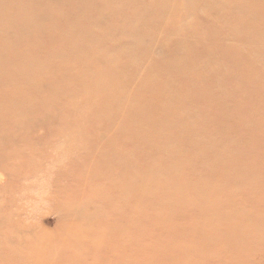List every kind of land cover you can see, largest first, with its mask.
I'll return each mask as SVG.
<instances>
[{"label": "rangeland", "instance_id": "obj_1", "mask_svg": "<svg viewBox=\"0 0 264 264\" xmlns=\"http://www.w3.org/2000/svg\"><path fill=\"white\" fill-rule=\"evenodd\" d=\"M0 1L5 5L13 4L12 10H14V13L18 12V17L21 19L25 16V19L22 20H25L30 25L36 23L33 18L38 14L44 15V18L52 16L51 6H46V4L41 5V7L35 6L36 8L29 10L33 14L31 16L30 13H20V11L25 10H15L19 0H12V3L8 0ZM47 1L60 5L59 10H88L97 16H101V18L107 14H112L113 16L105 20L107 31L102 33L89 24L88 29L90 31L88 30L86 37H82L84 40L80 39L81 43L78 40L79 43L77 41V43L53 47L57 53L62 50L67 52L73 50L77 55L66 56L69 58L66 65L68 70L64 71L66 76L60 78L62 79L60 82L63 84V89H60L59 92L55 91L49 81L45 79L49 73L30 79H22L18 74L14 75L16 78L12 76L15 79H11L6 74H0V110L5 111L4 116L0 113V137L4 135L12 137L13 134H17L15 137H18L17 141L0 142L1 157L4 155L0 159V236L5 241L16 240L17 242L15 244L16 247L13 246L12 248L0 242V244L4 245V248L0 250V264H5L3 262H8L6 264H21L24 258L28 263L30 260L33 261V259L35 261L41 259V262L38 261L37 264H47L49 261L46 259L49 254L52 258H57V264H59L58 261H60V264H157L162 253L164 258L170 260L169 264H172L176 258V250H180L178 258L181 261L179 264H264V242L262 245L260 243V246L255 245L257 240L264 238V220L260 216V212L264 209V151L261 145L248 146L254 138L262 135L260 132L261 127L256 122L261 119L262 124H264V111L261 113L258 111L259 108L264 107V92L259 94L255 91L248 92L247 87L242 86L243 78L236 77L237 82L235 83L230 80V85L228 80V77L234 73L241 75L242 71L239 70V67L243 69L245 65V63H238L235 57L241 55L239 52L252 51L251 48L254 47L242 39L239 42L234 40L232 48H227L225 45L218 43L215 45L208 44L210 40L213 43L219 40L218 37L228 34L227 30L221 29L220 26L215 29L216 31L212 30L214 19L218 20V18H215L218 12L228 14L227 18L230 16V19L233 18L234 21L238 17V27L240 29V27H243L244 21L241 20L238 14L240 12L243 13L242 10H244L246 18H243V16L242 19H247L250 26L256 27V25L251 24L249 17L253 15L252 17L255 18L254 10L258 15L264 16V0H184L185 7H177L178 9L172 6L146 3L149 0H144L143 2L135 0V5L131 0ZM190 2L192 5L189 4ZM130 4L132 10H149L146 17H150L149 14H152L150 10H154L155 14L159 13L160 10L168 11L166 14L170 15L171 18L166 19L164 17L165 20L164 18L162 19V22L168 28L176 25L175 21L178 18L175 15L178 16L179 12L185 19L187 18L185 24H181L182 26L178 28L179 33H191L195 36L194 32L192 33L193 27H195L198 29V36L203 39L202 41L207 42L205 43L207 46L199 47L190 41L188 42L186 38L185 42L181 44L178 39L182 48L181 53L172 49L167 54L165 49L162 50L163 47L157 49L150 44V47L155 49L136 54V50H141L140 45L129 44L131 42L126 41V39L135 34L139 37L155 36L158 35L157 30L159 29L151 24L142 26L140 23H133L135 18L141 17V12L133 14ZM213 13L214 19L211 20ZM73 20L74 23L72 24L78 28L82 27V25L86 26L85 21ZM101 21L104 23L103 19ZM13 23L16 24L17 21ZM3 25L5 24H0V42L4 40L5 43H10L11 40H5L6 36L4 34L11 28L4 26L3 30ZM261 25L256 27V30L253 29V32H264V22ZM100 27L103 31V25ZM46 29L47 31L45 32L39 26L33 25V33L36 36L48 35L52 31V29ZM61 32L64 33V31ZM167 32H164L165 35L168 34ZM248 32L249 29L245 33L248 34ZM79 34L77 33L76 36ZM16 35L13 38H16ZM174 35L172 34L173 40H175ZM45 36H42L43 39L47 38ZM20 37L21 39L17 36L19 42L12 45L18 46L22 41L28 51L33 49V46H29L34 37L31 32L26 36ZM91 39L97 40L96 42L102 45L95 46L89 53L93 56L94 54L103 56L107 61L102 64L103 66L100 65L99 67L98 65L95 67L98 71L96 75H94V67L87 69L94 70L91 72L93 75H91L85 72L86 68L78 64L83 60L79 50H87V43H91ZM53 40L47 38L44 43H48L46 45L52 47ZM201 50H205L206 54L201 55L199 53ZM163 55L165 57H161ZM260 57L264 60V53L261 52ZM154 58H159L160 66H166L171 61H174L172 70L179 59L182 62L192 63L194 65L190 66V68L193 72L187 66L181 67V80L176 72H171V69L167 73L162 71L165 72L164 74L156 70H141L138 72L127 69L128 72L138 73L139 78L142 77L140 82H154L155 84L146 83L145 87L141 83L129 82V85H127L123 79V82L121 79H117L119 83L115 81V83L117 82V85H115L118 88L124 87L121 88L123 92L121 89L116 91L118 88L116 89L112 84V87L111 85L109 87L108 85L111 81L108 80L107 84L103 82L104 80L102 81L101 79V82L99 80L102 77L103 79L110 76L115 78L114 75L115 73H120V68H133L131 65L135 64L134 61L141 59V62H148L149 60L154 62ZM39 59L33 62L36 65L41 63L40 66L41 68L42 66L43 68L45 67L44 70H54L61 65L66 67L65 64H60L61 61L58 58L51 59L47 56H39ZM212 60L215 63L218 61L223 70L219 69L217 71L212 66ZM92 61L96 63V60L90 59L91 63ZM110 61L113 64L112 66H115V69L111 68ZM90 62L87 63L88 66H90ZM22 65L30 66L31 64L29 61H23ZM78 67L79 71L77 70ZM109 68L114 69L115 73L112 75L114 70H111L109 73L111 75L105 77L104 75ZM92 76L99 78L97 80ZM205 76L207 78L206 82L203 81ZM69 77L70 79H68ZM91 77L95 79L96 84L92 82ZM149 80L152 81L150 82ZM173 82H175L176 87L173 88L174 91L167 90V88L174 86ZM35 83H37V87L40 90L48 91L51 96H57L55 110H50L52 116L55 117L54 119L51 118L46 122H42V116L37 115L36 111L43 108L44 105L27 103V95L34 89L32 85ZM164 83L165 85H163ZM94 84L99 88L97 89L99 92L94 90L96 95L92 96L93 89L97 88ZM118 84L124 85L119 86ZM135 84H138L140 89H137L138 86H135ZM166 84H168L167 88ZM197 84L210 86L207 87L210 99L194 97V95L190 99V95L199 89ZM18 85L20 88L27 89L22 93L20 90L14 93L13 89L19 88ZM103 85L105 86L102 87ZM82 86H85L84 89ZM87 86L90 90L86 88ZM155 86L160 88L161 91L164 88L163 93H157L154 90ZM181 87L182 89H180ZM259 87L260 83L258 82L256 88L258 89ZM102 88L107 90L108 96L106 91L103 92ZM134 88L137 90H133ZM146 88L149 90L147 91ZM225 89L226 94L221 96ZM110 90L111 92H109ZM150 91L151 93H149ZM170 92L176 97L175 106L165 105L168 98L165 94ZM72 93L77 95L78 101L75 102L76 106L73 110L70 109L72 108L70 106H63L61 102L62 94L63 96L67 94L71 96ZM110 93L115 96L114 98L120 99H118L119 101L116 100L118 101L116 102L112 98L116 106L112 100H110L112 104L108 105V102L110 103L109 99L113 97L112 95L109 97ZM143 94L144 97L148 96V99L144 98L145 101L142 100ZM98 95L99 97L102 95L101 98L105 96L106 99L104 97L98 103ZM149 95H151L150 98ZM242 97L246 108L255 107L253 112H248L244 115L243 104L238 101ZM186 99L188 100L185 101ZM121 101L122 103L120 104ZM16 102L19 104V109H16ZM146 102H150V104ZM52 103L55 104V101ZM119 105H121L120 110L116 108H119ZM221 106L223 108H220ZM106 107L112 108L107 109ZM125 107L132 110L128 108L127 110ZM133 108L138 109L134 110ZM15 109L19 115H27L29 119L22 120L18 118L16 115L17 111L14 114ZM106 109L108 112L105 111ZM116 109L122 113L116 117L115 123ZM126 110L128 111L127 116H132L130 114H133V117L135 116L133 122L128 125L130 127L131 125H133L132 127L137 126L133 130L130 129L131 131H137L138 134L137 136L135 135L136 141L133 139L131 141L129 139V141L125 140L122 138V130L121 132L119 131L120 129L118 130L119 127L126 129L120 122L124 116L123 112H127ZM92 112L94 113L92 114ZM107 113L109 115L113 114L108 116ZM250 114L255 116L250 117ZM13 115L16 116L17 121L13 119ZM240 115L243 122L232 126V122L241 118ZM226 119L228 123L223 125L222 121ZM82 125H85V127L79 129L78 126ZM248 131H256V133L253 134ZM142 138L146 139L141 140ZM167 146L171 147V149H167ZM187 148H194L195 153H191V155L186 153L188 151ZM173 151H176V155ZM169 152L173 154V157ZM187 155L189 156L187 157ZM177 165L181 168H177ZM162 166L164 167L162 168ZM173 166L177 168L174 170L185 171L183 177L187 176L188 182H198L200 187L204 186L200 192L199 200H192V196L185 197V195L180 194L176 196L179 199L175 201L166 200L167 202H164L154 198L158 201L157 203L151 196H148V190L146 191L147 195L143 192L147 188H151L150 186H145V190H143L138 186L140 182L137 185L132 183V181L137 182L139 179L151 174H158L161 178L157 175L156 179L159 180L168 179L176 182L177 180L173 175L168 173L170 171L168 168H174ZM155 169H158L157 172ZM165 170L168 171L165 172ZM190 173H196V175L189 176ZM180 180L181 178L178 181ZM250 182L253 183L251 184ZM185 183V179L180 181V184ZM190 184L193 183L190 182ZM137 187H139L138 190L140 192L136 191ZM128 189L134 192H130ZM187 193L185 192L186 195H189L190 191ZM233 195L238 196V198H234ZM242 196L246 198L242 199ZM163 198L166 199V196L163 195ZM159 201H161L160 204ZM178 201L183 203L187 201V203L183 206L180 205L176 220H173L177 228L176 235L173 237L175 229L174 226H171L172 221L170 222L167 218V208L165 209L167 224L162 222L165 220L161 214L164 206L171 207ZM179 203L176 208H178ZM83 206L84 209L82 210ZM69 207L71 208L69 209ZM72 207L76 208L74 212L71 211ZM201 209L204 212L199 213ZM244 217L249 218V221L254 223L255 226L242 225L240 228L235 229L233 226L236 224L237 219H245ZM2 218L6 220L4 225L1 224ZM255 220L256 222H254ZM213 221L216 222L213 223ZM258 224L262 226L263 233L259 231ZM29 225L33 226L34 231L28 234L20 232L18 237V229L26 228ZM160 225H167V230L163 231L160 229ZM170 229H172L171 232ZM187 236H191L193 240H198L201 237L199 240L204 241L200 242L201 245L198 243L195 246L192 241H188ZM71 238H73V241ZM74 238H77L76 241ZM40 240L42 242L51 240L50 243L55 246L51 247L52 250L43 248L40 246ZM60 241L66 243L69 241L72 244L69 242L65 243V247L63 244L61 245L62 242ZM241 241L247 245L240 247ZM56 243H58V248ZM89 244L91 245L89 246ZM60 246L63 248H60ZM61 249H64L63 252H61ZM76 250H78V253ZM57 252H59V255ZM95 252L98 254L96 257L94 255L96 254ZM155 253H158V255H155ZM76 255L78 257L83 255L85 259L79 261L76 259L78 258ZM37 258L38 260H36ZM60 258L64 259L60 260ZM160 264H164V262Z\"/></svg>", "mask_w": 264, "mask_h": 264}, {"label": "bare ground", "instance_id": "obj_2", "mask_svg": "<svg viewBox=\"0 0 264 264\" xmlns=\"http://www.w3.org/2000/svg\"><path fill=\"white\" fill-rule=\"evenodd\" d=\"M10 3H12V0H8ZM132 2H133V4L135 5V0H131ZM140 2H143L144 0H139ZM185 1L183 0V1H179V0H149V1H147L146 3H148V4H150V3H152V4H159V5H162V6H172L173 8H175V9H178L177 7H179V8H181V7H185V3H184ZM43 4H46V6H51V10H52V16H50V17H45L44 18V15L42 16L41 14H38V15H36V16H34V18L33 19H35V21H36V23L35 24H33L34 26L36 25V26H39L40 27V29H42V30H44L45 32L47 31V29L46 28H48V29H52V31L50 32V33H48V35L47 34H45V35H42V36H45V37H47L48 39H50V40H53V45H52V47L51 46H48V45H46V44H48V43H44V41H46L47 40V38L46 39H43V37L41 36V35H38V36H36L34 33H33V25H30V24H28V22H25V20L23 21L22 19H25L24 17L25 16H23L22 17V19L21 18H19L18 17V15H19V13L18 12H15L14 13V10H12V8H13V4H10V5H5V4H3L1 1H0V24L1 23H4L5 25H3L2 26V29L4 30V26L6 27V26H9L10 28H11V30H9L7 33H5L4 35L6 36V38H5V40H11L10 41V43H5V41L4 40H1V42H0V74H6V75H8L9 77H11V79H15L16 77L14 76V75H16V74H18L22 79L24 78V79H30V78H36V77H40V76H42V75H44L45 73H49L48 75H47V77L45 78L46 80H48L49 81V83L51 84V87L55 90V91H60V89L62 90L63 89V84L60 82V80H62V79H60V78H62V77H64V76H66V71L68 70V68H67V62L69 61V58H67L66 56L67 55H76V52L75 51H69V52H67V51H60L59 53H57V52H55L54 51V49H53V47L55 46V47H58V46H60V45H62V44H71V43H77V41L78 40H80L82 37H86V35H88V30L90 31V29H88V27H89V24H91V26L94 28V29H98V30H100L102 33L104 32V31H107L106 29V19H108V18H111L113 15L112 14H107L106 16H104V17H102L101 18V16H97L96 14H93V13H91L90 11H88V10H59L60 9V5H58V4H56V3H49L47 0H19V3H17V8L15 9V10H25V11H20V13H30V15L32 16L33 14L31 13V12H29V10H31L32 8H34L35 6H40L41 7V5H43ZM189 4H191L192 5V3L190 2ZM188 4V5H189ZM45 6V5H44ZM36 8V7H35ZM130 9H131V11H132V13L133 14H137V13H139V12H141V17H137V18H135L134 20H133V23H140L142 26L143 25H152V26H154V27H156L157 29H159V30H157V34L158 35H155V36H143V37H139L137 34H135V35H133V36H131V37H129V38H127L126 39V41H128V42H131V43H129V44H139L140 45V47H141V50H136L135 52H136V54H141V52H143V53H145L146 51H148V50H151V49H155V48H162V50L163 49H165L166 51L165 52H167V54H169L168 53V51L169 50H172V49H174V50H176L177 52H179V53H181L182 52V48L180 47V44L182 43V42H185V40H186V38H187V41L189 42H192L194 45H198L199 47H206L207 46V44H205V43H207V42H205V41H202L203 39L202 38H200V36H198V29L197 28H195V27H193V30H192V33L194 32V34H195V36H193L191 33H179L180 31H178L179 29V27H181L182 25L181 24H185V22H186V20H187V18L185 19V17H183L182 16V14H180L179 12H178V16H176L175 15V17L176 18H178L176 21H175V26L174 27H167V25H165L164 24V22H162L163 20V18L165 17L166 19H169V18H171V16L170 15H168V14H166L167 12H164L163 10H160V12L159 13H157V14H155L154 13V10H150L151 12H152V14H149V16L150 17H146V14L148 15V11L149 10H145V11H142V10H132V6H131V4H130ZM27 10V11H26ZM34 11V10H33ZM155 11H157V10H155ZM178 11V10H177ZM243 11V13L242 12H240V14H238L239 16H240V18H241V20H243L244 21V23H243V27H240V29H239V27H238V17L235 19V21L233 20V18H231L230 19V16H229V18H227V16H228V14H225V13H217V15H215V18H218V20H216V19H214L213 18V16H214V13H213V15H211V20L212 19H214V22H213V25H212V30H215V29H217L219 26H220V28L222 29H224V30H227V32H228V34H221L222 36H220V37H218L219 38V40L218 41H215V42H213L212 43V40H210V42L208 43V44H212V45H215V44H222V45H225L227 48L229 47V48H232V44H233V41L234 40H236V41H238L239 42V40L240 39H242V40H245L246 42H249V44L250 45H253L252 47H254V48H251L252 49V51L251 50H247V51H245V52H239V53H241V55H243L242 57H240L241 55H237L236 57H235V59H237L236 61L238 62V63H245V65H244V67H243V69L242 68H240L239 67V70L240 71H242V74L240 75V74H238V73H234L232 76H230V77H228V80H229V85H230V80H231V82L232 83H235V82H237V79H236V77H239V78H243V82H242V86H245V87H247L246 89L247 90H249L248 92H250V91H255L257 94H259V93H261V92H264V60H262V57H260L261 56V52L262 53H264V32H256L255 31V33L253 32V29H255L256 30V27H258V26H260L261 25V23L262 22H264V16L263 15H258L257 13H255V10L253 11L254 12V16H255V18L254 17H252V16H250L249 18H250V20H251V24L252 25H256V27H252V26H250V24L247 22V19H242V17L243 18H246V16H245V14L244 13H246V12H244V10H242ZM148 12V13H147ZM150 12V13H151ZM174 12V11H173ZM27 15V14H26ZM152 15V16H151ZM168 15V16H167ZM181 16V17H180ZM249 16V15H248ZM165 18H164V20H165ZM26 19H27V17H26ZM73 19H75V20H79V21H85L86 22V26L84 27L83 25H82V27H80V28H78V27H76L75 25H73L72 23H74V20ZM104 20V23H102V21L101 20ZM17 21V25L15 24V23H13V22H16ZM168 21H170V20H168ZM168 21H166V22H168ZM183 21H184V23H183ZM71 23V24H70ZM211 23V22H210ZM246 24V25H245ZM102 26L103 25V31H102V28L100 27V26ZM17 26H18V28H17ZM262 26V25H261ZM17 28V30H15ZM6 29V28H5ZM168 29H170V31H168ZM249 29V32H248V34H246L245 32L247 31ZM7 30V29H6ZM211 30V31H212ZM61 31H64V33L63 32H61ZM158 31H160L159 33H158ZM168 31V32H167ZM216 31V30H215ZM29 32H31L33 35H34V37H33V39L31 40V42H30V44H29V46L30 47H32L33 46V49H31L30 51H28L26 48H25V44L21 41V43H20V45H18V46H16V45H12V44H14V43H17V42H19V39H21V37L20 36H26L27 34H29ZM79 32H81L80 34H79ZM164 32H167L168 34H166L165 35V33ZM16 33H17V35H16ZM79 34L78 36H76V34ZM175 33H177V34H175ZM179 33V34H178ZM172 34L174 35V38H175V40H173V38H172ZM14 35H16L15 37L16 38H13V36ZM50 35V36H49ZM17 36H18V38H17ZM91 37H92V35H91ZM195 37V38H194ZM94 38V37H93ZM97 38V37H96ZM99 38V37H98ZM162 38H164V39H162ZM214 38V37H213ZM178 39H179V41H181L180 42V44H179V42H178ZM200 39V40H199ZM82 40H84L83 38H82ZM28 41H30V40H28ZM97 40H93V39H91V43L89 42V44L87 43V42H85V43H87V45H88V47H89V45H90V47H89V49H88V47H86L87 48V50H79L80 52H81V58H83V60L80 62V63H78L79 65L81 64V66H83L84 68H86V70H85V72L88 74V73H90L91 74V72L92 71H94V70H87L88 68L90 69L91 67L93 68L94 67V69H95V67L96 66H98L99 65V67H100V65L101 66H103L102 64L103 63H105V62H107L105 59H104V57L103 56H97V55H95L94 54V56L93 55H91L89 52L91 51V50H93V48H95V46H101L102 44L101 43H97L96 42ZM49 42V41H48ZM109 42V41H108ZM78 43H79V41H78ZM80 43H81V40H80ZM111 43V42H110ZM49 44H50V42H49ZM150 44H152L155 48H151L150 47ZM11 45V46H10ZM105 45V44H104ZM185 45V44H184ZM183 45V46H184ZM194 45H192V46H194ZM263 45V46H262ZM77 46V45H76ZM71 47V46H70ZM84 47V46H83ZM103 47H105V46H103ZM126 47V46H125ZM80 49V48H79ZM57 53V54H56ZM199 53L201 54V55H204V54H206V51L205 50H201V51H199ZM80 54V53H79ZM166 55V54H165ZM178 55V54H177ZM39 56L40 57H44V56H47L48 58H51V59H54V58H58V60L59 61H61L60 62V64H65V66L66 67H63L62 65L60 66V67H58V68H56V69H50V70H44V68H43V66H42V68H41V66H40V64H37V65H39V66H37L36 64H34V60H36V59H39ZM77 56V55H76ZM97 56V57H96ZM94 57H96L95 59H94ZM161 57H165L164 55L163 56H161ZM260 57V58H259ZM74 59V58H73ZM90 59L92 60H96V63L94 62L93 63V61H92V63L90 62ZM179 59V58H178ZM40 60V59H39ZM57 60V59H56ZM55 60V61H56ZM224 60H226V59H224ZM23 61H29L30 62V66H26V65H22V62ZM34 61V62H33ZM41 61V60H40ZM162 62H164L163 60H161ZM32 62H33V64H32ZM42 62V61H41ZM88 62H90L91 64H89L90 66H88ZM161 62V63H162ZM174 62V61H173ZM173 62L171 61L168 65H164V66H160L159 65V58H154V62H152L151 60H149L148 62H146V61H142L141 62V59L140 60H138V61H134V63L135 64H132L131 66L133 67V68H130V67H123V68H120L119 70H121L120 71V73H115V66L113 67L112 65L113 64H111V61H110V64H111V66H110V64H109V66L111 67V68H114L113 70L112 69H110L109 68V70L107 71V73H105V77H107V75H111V74H109L110 72H111V70L113 71L112 72V75H113V73H115V78L113 77V76H110L109 78L107 77V78H105V79H103V77L102 78H100L99 80H100V82H101V79H102V81L103 82H109V81H111L110 82V84L108 85L109 87H110V85L112 84V85H114L115 86V88L117 89L118 88V86H116L117 84V82H118V80H120L121 79V81H122V79L124 80V83L126 82V84L127 85H129V82H135V83H141V85H144L145 87H146V85L149 83V82H140L141 80L140 79H142V77H140L139 78V75H138V73H134V72H128L127 71V69H129V70H131V71H138V72H140L141 70H150V71H154V70H156V71H161V73L162 74H164L165 72H162V71H166V73H167V71L169 70V69H171V68H173V66H172V64H173ZM191 62V61H190ZM37 63V62H36ZM77 64V65H78ZM86 64V65H85ZM115 64V63H114ZM163 64V63H162ZM55 65V64H54ZM74 65V64H73ZM192 65H194V64H192V63H189V62H182V61H180V59L179 60H177L176 61V63H175V68L171 71L172 73H173V71L174 72H176L177 73V76H178V78H180L181 79V67H185V66H187L191 71H192V69L190 68V66H192ZM200 65V64H199ZM49 66H51V65H49ZM108 66V67H109ZM151 66V67H150ZM195 66H197V65H195ZM212 66L217 70V71H219V69L222 71L223 70V68L219 65V63H218V61H216V63L214 62V60H212ZM243 66V65H242ZM75 67V66H74ZM71 69V68H70ZM81 69V68H80ZM75 70H76V68H75ZM78 71H79V67H78V69H77ZM76 70V71H77ZM84 70V69H83ZM65 71V72H64ZM73 72V71H72ZM96 72L98 73V71H97V68L95 69V72H94V75H96ZM99 72H101V71H99ZM103 72H105V71H103ZM193 72V71H192ZM80 73V72H79ZM102 73V72H101ZM131 73V74H130ZM74 74H75V72H74ZM77 74H78V72H77ZM83 74L86 76V74L83 72ZM104 74V73H103ZM156 74H158V73H156ZM91 75H93V74H91ZM90 75V76H91ZM167 75V74H166ZM12 76H14L15 78H13ZM85 76H83V77H85ZM90 76H88V77H90ZM98 76V75H97ZM99 76H100V74H99ZM163 76V75H162ZM43 77H45V76H43ZM74 77V76H73ZM75 77H78V76H75ZM82 77V78H83ZM92 77H94V76H92ZM92 77H91V79H92ZM192 77V76H191ZM71 78H72V76H71ZM87 78V77H86ZM95 78V77H94ZM97 78H99V77H96L95 79H97ZM145 78V77H144ZM164 78V77H163ZM167 78V77H166ZM188 78V77H187ZM68 79H70V77L68 78ZM95 79H92V80H90V81H92L93 83L95 82V84H96V81H94ZM116 79V80H115ZM118 79V80H117ZM150 79V78H149ZM160 79H161V77H160ZM179 79V80H180ZM192 79L193 80H195V78H193L192 77ZM67 80V79H66ZM74 80V79H73ZM83 80V79H82ZM98 80V79H97ZM109 80V81H108ZM148 80V79H147ZM155 80L158 82V80L155 78ZM182 80V79H181ZM77 81H79V79H77ZM83 81H85V80H83ZM82 81V82H83ZM115 81H117L116 83H115ZM120 81V82H121ZM150 81V80H149ZM152 81V80H151ZM150 81V82H151ZM161 81V80H160ZM159 81V82H160ZM163 81V80H162ZM187 81V80H186ZM204 82H206L207 81V78H206V76H205V78H204V80H203ZM27 82H29V81H27ZM74 82V81H73ZM99 82V83H100ZM123 82V81H122ZM183 82V81H182ZM260 83V87L257 89L256 88V84L257 83ZM69 83V82H68ZM119 83V82H118ZM152 83H154V82H152ZM152 83H149L150 85H153ZM162 83V82H161ZM160 83V84H161ZM175 82H173V84H174ZM192 83V82H191ZM195 83V82H194ZM196 83H197V81H196ZM30 84H31V82H30ZM88 84H90V83H88ZM94 84V85H95ZM97 84H98V82H97ZM102 84H105V83H102ZM108 84V83H107ZM107 84H105V85H107ZM116 84V85H115ZM146 84V85H145ZM155 84V83H154ZM70 85V84H69ZM78 85V84H77ZM82 85V84H81ZM80 85V86H81ZM84 85V84H83ZM85 85H86V83H85ZM91 85V84H90ZM105 85H103L102 87H104ZM112 85H111V87H112ZM119 85V84H118ZM122 86L124 85V84H121ZM121 85H119V86H121ZM140 85V84H139ZM163 85H165V83L163 84ZM163 85H161V86H163ZM167 85L168 84H166V88H167ZM186 85V84H185ZM191 85V84H190ZM198 85V87H199V89L196 91V92H194L193 94H191L190 95V99L192 98V96L194 95V97H199V98H203V97H205V98H208V99H210L209 98V89H207V87H210V86H208V85H206V84H202V85H199V84H197ZM29 86V85H28ZM68 86V85H67ZM72 86H73V84H72ZM89 86V85H88ZM86 87V88H89V87ZM96 86V85H95ZM108 86H106V87H108ZM135 86H138V84H135ZM149 86V85H148ZM171 86V85H170ZM169 86V87H170ZM179 86H180V84H179ZM196 86V85H195ZM18 87H19V85H18ZM32 87L34 88V89H32L29 93H28V95H27V103H29V104H35V103H38V104H43L44 105V107L43 108H40V109H37V111H36V114L38 115L39 114V116H42V118L43 119H41L42 120V122H46L47 120H49V119H54L55 117H53L52 116V113H51V111L50 110H52V109H54L55 110V107H56V105H57V96H51L50 95V93L48 92V91H42V90H40L38 87H37V83H35V84H33L32 85ZM83 87V86H82ZM85 87V86H84ZM84 87H83V89H84ZM97 87V86H96ZM98 87H99V84H98ZM94 88L93 89V91L94 90H96L97 91V89H99V88ZM139 87V86H138ZM137 87V89H140V87L138 88ZM156 87V86H155ZM154 87V90L157 92V93H163L162 91H164V88H163V90L161 91V89L160 88H158V87H156L155 88ZM175 87V84H174V86H171L170 88H167V90H172V91H174L173 90V88ZM178 87V86H177ZM205 87H206V89H205ZM16 88V87H15ZM20 88V87H19ZM19 88H16V89H13V92L15 93V92H17V91H21V93L22 92H24V90H26L27 88H23V87H21L20 89ZM78 88V87H77ZM76 88V89H77ZM121 88H124V87H121ZM121 88H118V90H116V91H119V89H121ZM136 88V87H135ZM133 89V90H137V89ZM142 88V87H141ZM148 88V87H147ZM147 88H146V90H147ZM176 88V87H175ZM179 88V87H178ZM177 88V89H178ZM70 89H71V87H70ZM80 89V88H79ZM101 89V88H100ZM106 89H109V88H106ZM111 89V88H110ZM145 89V88H144ZM152 89V88H151ZM180 89H182V87L180 88ZM205 89V90H204ZM89 90H90V88H89ZM102 90H103V92L104 91H106V93H107V90H104L103 88H102ZM112 90V89H111ZM111 90L109 91V92H111ZM123 89H121V91H122ZM149 90V89H148ZM147 90V91H148ZM169 90V91H170ZM176 90V89H175ZM184 90V92H185V88L183 89ZM78 91V90H77ZM80 91V90H79ZM84 91V90H83ZM92 91V90H91ZM112 91H114V90H112ZM124 91H125V89H124ZM152 91V90H151ZM151 91L149 92V93H151ZM154 91V92H155ZM67 92V91H66ZM81 92V91H80ZM97 92H99V91H97ZM101 93H102V91H100ZM123 92V91H122ZM125 92H127V91H125ZM180 92V91H179ZM63 93H64V91H63ZM68 93H69V91H68ZM92 93V92H91ZM95 93V91L92 93V96L93 95H96V94H94ZM129 93V92H128ZM133 93V92H132ZM187 93V92H186ZM245 93H246V90H245ZM8 94V93H7ZM60 94V93H59ZM88 94H90V93H88ZM98 94H100V93H98ZM103 94V93H102ZM135 94V93H134ZM153 94V93H152ZM155 94V93H154ZM182 94V93H181ZM184 94V93H183ZM226 94V89H225V91H224V93H222L221 94V96H223V95H225ZM110 96L109 97H111V93L109 94ZM211 95V94H210ZM74 96V97H73ZM85 96L87 97V95L85 94ZM107 96H108V93H107ZM113 96V95H112ZM133 96V95H132ZM150 96L151 95H149V98H150ZM165 96H168V98H167V100H166V102H165V105L167 106H175L176 105V97H174L173 95H172V93L170 92V93H168V94H165ZM212 96V95H211ZM96 97V96H95ZM101 97H102V95H101ZM101 97H99V95H98V100L96 99V98H93V99H96L97 101H98V103L99 102H101V101H99V100H101V99H103V98H101ZM115 96H113V97H111V99H109V101L110 100H112L113 101V103H115V101L116 100H118L119 98H114ZM134 97V96H133ZM188 97V96H187ZM43 98V99H42ZM115 99V101L113 100V99ZM140 98V97H139ZM144 98H147L148 99V96L147 97H144V94H143V98H142V100H144ZM189 98V97H188ZM105 99H106V97H105ZM141 99V98H140ZM120 100V99H119ZM118 100V101H119ZM137 100V99H136ZM151 100H152V97H151ZM151 100H146V101H151ZM188 99H186L185 101H187ZM53 101H55V104L54 103H52ZM81 101V100H80ZM96 101V102H97ZM112 101H110V103L108 102V105H111L112 104ZM118 101H116V102H118ZM124 101V100H123ZM145 101V100H144ZM143 101V102H144ZM164 101H165V99H164ZM241 104H243V113H244V115L246 114V113H248V112H253L254 110H255V107H248V108H246L245 107V105H244V103H243V97H242V99H239L238 100ZM61 102L63 103V106H70V107H72V108H70V109H74L75 108V106H76V104H75V102H78L77 101V95L75 94V93H72L71 94V96L69 95V94H67L66 96H63V94H62V99H61ZM138 102H139V100H138ZM153 102H154V100H153ZM122 103V101L120 102V104ZM133 103V102H132ZM135 103V102H134ZM142 103V102H141ZM147 103V102H146ZM125 104V103H124ZM144 104H145V102H144ZM147 104H150V102H148ZM163 105V104H162ZM74 106V107H73ZM115 106H116V103H115ZM139 106V105H138ZM164 106V105H163ZM79 107V106H78ZM108 107V106H107ZM106 107V108H107ZM113 107H114V105H113ZM120 107H121V105H119V108L118 107H116L117 109H119L120 110ZM143 107V106H142ZM165 107V106H164ZM19 109V104H18V102H16V109ZM109 108H112V107H109ZM109 108H107V109H109ZM128 107H125V109H127ZM135 108V107H134ZM133 108V109H134ZM200 108H202V107H200ZM220 108H223V106H221ZM15 109V111H14V114L16 113V110ZM81 109V108H80ZM105 110V111H107L108 112V110ZM114 109V108H113ZM112 109V110H113ZM115 110V123H116V117H118V115L120 114V113H122V112H118V110ZM129 110L131 109V108H128ZM127 109V110H128ZM136 109H138V108H136ZM136 109H134V110H136ZM126 110V111H127ZM132 110V109H131ZM140 110H142V108H140ZM102 111H104L103 109H102ZM109 111H111V110H109ZM123 111V110H122ZM138 111V110H137ZM258 111L261 113V112H263L264 111V107H262V108H259L258 109ZM112 112V111H111ZM110 112V113H111ZM131 113H132V111H130ZM143 112H145V111H143ZM142 112V113H143ZM0 113L1 114H3L2 116H4V114H5V111H3V110H0ZM94 112H92V114H93ZM96 113V112H95ZM127 113H128V111L127 112H123V114H124V116L121 118V120H120V122H122V126L124 127V128H126V129H121L120 127L118 128V130L121 132V130H122V138H124L125 140H134V141H136L135 140V135L137 136V131H131L130 129H135V128H137V126L136 127H132L133 125H131V127H130V125H128V124H131V122H133V119H135V116L133 117V114H130V115H132V116H127ZM41 114V115H40ZM108 114V113H107ZM113 114V113H112ZM111 114V115H112ZM122 114V115H123ZM16 115H17V117L18 118H20V119H22V120H28L29 119V117L27 116V115H19V113H18V111H17V113H16ZM96 115V114H95ZM111 115H109L108 114V116H111ZM129 115V114H128ZM134 115H135V113H134ZM14 117H13V119L15 120V121H17V119H16V116L15 115H13ZM38 116V117H39ZM105 116H107V115H105ZM241 116V115H240ZM250 117H253V116H255V115H253V114H250L249 115ZM150 118V117H149ZM1 120H3V118H1ZM40 120V121H41ZM130 122V123H129ZM223 122V125H226V123H228V120L226 119V120H224V121H222ZM241 122H243V119H242V116H241V118H239L237 121H235V122H232V126H235L237 123H241ZM41 123V122H40ZM256 123H258L257 125H259L260 127H261V130H260V132L262 133V135L260 136V137H257V138H254L253 140H252V142H251V144L249 143L248 144V146H252V147H254V146H259V145H261V147H262V149H263V151H264V124H262V120L261 119H259L258 120V122H256ZM37 126V125H36ZM129 126V127H128ZM3 127H4V123H3ZM85 127V125H82V126H78V128L79 129H83ZM116 130V129H115ZM137 130V129H136ZM245 132H247V131H245ZM248 132H251V133H256V131H248ZM17 135V134H16ZM16 135H12V137H10V135H4V136H2V137H0V142H9V141H11L12 142V140H14V141H17L18 140V137H15ZM248 135L250 136V134L248 133ZM134 137V138H133ZM149 137V136H148ZM143 139H146V138H142L141 140H143ZM124 140V141H125ZM128 140V141H129ZM148 141V140H147ZM133 142V141H132ZM144 142V141H143ZM146 143V142H145ZM8 144H10V143H8ZM166 148V147H165ZM169 147L167 146V149H168ZM163 149V148H162ZM169 149H171V147L169 148ZM188 149V151H186V153H190V155H191V153H195V150H194V148H187ZM165 150V149H164ZM255 150V149H254ZM163 151V150H162ZM171 151V150H170ZM174 152V154H175V152L176 151H173ZM169 154H170V152H169ZM170 155H172V157H173V154L171 153ZM176 155V154H175ZM178 155H180V154H178ZM189 155H187V157H188ZM4 157V155H2V157H1V154H0V159L1 158H3ZM181 158H183V157H181ZM176 159V158H175ZM189 159V158H188ZM192 159V158H191ZM177 160V159H176ZM180 161V160H179ZM165 164H167V163H165ZM169 165V164H168ZM194 165V164H193ZM165 166V165H164ZM164 166H162V168L164 167ZM169 167V166H168ZM174 167V166H173ZM179 166L177 165V168H178ZM176 167H174V168H168V169H170V171H168V170H165V172L166 171H168V173L170 174V175H173V177L178 181L180 178H181V180L182 179H185L186 180V183L185 184H180V181H176V182H173V181H169L168 179H166V180H159V179H156L158 176L157 175H150V176H146V177H143V179H139V181H137V182H135V181H132V183H136L135 185H137L139 182V187L140 188H142L143 190H145L144 189V187L145 186H150L151 188H147L145 191H143V192H145L144 194L145 195H147V193H148V196L150 197H152V199L154 200V201H157V200H155L154 198H157V199H159V200H162V201H166V200H172V201H175V200H178L179 199V197H176V196H178V195H180V194H182V195H185V197L186 196H192L191 198H192V200H199V197H200V192L202 191V188H204V186L202 185L201 187L199 186L200 184L198 183V182H193V181H189L188 182V177L187 176H185V177H183L184 175H185V171H182V170H174V169H177ZM179 168H181V167H179ZM157 170L158 169H155V171L157 172ZM164 170V169H163ZM185 170V169H184ZM59 172V171H58ZM155 172V173H156ZM194 172H196V171H194ZM2 173V172H1ZM198 173V172H197ZM190 175H196V173H190L189 174V176ZM233 175V174H232ZM160 177V176H159ZM183 177V178H182ZM240 177V176H239ZM239 177H236V178H239ZM161 178V177H160ZM165 178H167L166 176H165ZM169 178V177H168ZM190 178V177H189ZM195 178V177H194ZM264 178V177H263ZM170 179V178H169ZM192 179V178H191ZM171 180V179H170ZM196 181V180H195ZM225 181V180H224ZM264 181V180H263ZM190 182L191 183H193V184H190ZM95 183V182H94ZM251 183V182H250ZM253 183V182H252ZM251 183V184H252ZM199 184V185H198ZM255 184V183H254ZM132 185V184H131ZM256 185V184H255ZM262 185V184H261ZM134 186V185H133ZM154 186H156V188H154ZM243 186V185H242ZM259 186V185H258ZM135 187V186H134ZM139 187H137V190L136 191H138V192H140L139 190H138V188ZM72 190V189H71ZM129 190V189H128ZM134 190V189H133ZM148 190V191H147ZM259 190V189H258ZM60 191V190H59ZM130 192H134V191H132V190H129ZM141 191V192H142ZM146 191H147V193H146ZM189 191H190V194L189 195H186L185 194V192H188L189 193ZM77 192V191H76ZM138 192H136V193H138ZM259 192V191H258ZM57 193V192H56ZM128 192H126V194H127ZM187 193V194H188ZM59 194V193H58ZM68 194V193H67ZM144 194H143V196H144ZM62 195V194H61ZM127 195H129V194H127ZM163 195H165L166 196V199L165 198H163ZM235 195V194H234ZM233 195V197L234 198H238V196H234ZM264 195V194H263ZM126 196V195H125ZM262 196V195H261ZM68 197V196H67ZM141 197H142V195H141ZM239 197H241L240 195H239ZM246 197H244V196H242V199H245ZM116 199V198H115ZM125 199V198H124ZM261 199V198H260ZM259 199V200H260ZM258 200V201H259ZM127 201V200H126ZM57 202V201H56ZM117 202V201H116ZM167 202V201H166ZM179 202H181V201H178L177 203H175V204H173L171 207L170 206H164V208H163V206H162V214L161 215H163V219L165 220V221H162V222H165L166 224H167V221H166V211H165V209L167 208V212H168V219L170 220V222L172 221V224H171V226H174V229H175V233L173 234V237H175V235H176V231H177V228H176V224H175V222L173 221V220H176V214H177V212H178V210H179V208H180V205H185L186 203H187V201L186 202H181V203H179ZM253 202H255V201H253ZM157 203H158V201H157ZM161 203V201H159V204ZM179 203V206H178V208H176V206H177V204ZM259 204V203H258ZM162 205V204H161ZM196 205V204H195ZM197 206V205H196ZM80 207V206H79ZM115 207V206H114ZM71 207H69V209H70ZM201 208V207H200ZM84 209V206H83V208H82V210ZM86 209V208H85ZM118 209V208H117ZM74 210H76V208H73L72 207V210L71 211H73L74 212ZM174 210H177V211H174ZM185 210V209H184ZM188 210V209H187ZM65 211H67V210H65ZM186 211V210H185ZM80 212V211H79ZM78 212V213H79ZM202 212H204L202 209L200 210V212L199 213H202ZM249 212V211H248ZM77 213V214H78ZM83 213V212H82ZM261 213V219L262 220H264V209L260 212ZM138 214V213H137ZM151 214V213H150ZM157 214V213H156ZM235 214V213H234ZM244 214H246V213H244ZM160 214H159V216H161ZM186 215V214H185ZM187 216V215H186ZM245 218V217H244ZM6 219V218H5ZM110 221V220H109ZM260 221V220H259ZM216 222V221H215ZM214 221H213V223H215ZM232 222V221H231ZM239 222H242V223H239ZM254 222H256V220L254 221ZM110 223V222H109ZM251 223V224H250ZM1 224L2 225H4V224H6V220H4L3 218H2V220H1ZM9 224V223H8ZM7 224V225H8ZM6 225V226H7ZM242 225H244V226H252V225H254V223H252V222H250L249 221V218H245V219H237V221H236V224L233 226L235 229H237V228H240ZM259 225V224H258ZM223 226H224V224H223ZM226 226V225H225ZM255 226V225H254ZM47 227V226H46ZM106 227V226H105ZM195 227V226H194ZM232 227V226H231ZM7 228V227H6ZM70 228V227H69ZM68 228V229H69ZM159 228V227H158ZM257 228V227H256ZM160 229H162L163 231H166L167 230V225L166 226H162V225H160ZM263 228H262V226L261 225H259V231L261 232V233H263V230H262ZM115 230H117V228H115ZM121 230H122V228H121ZM34 231V228H33V226H31V225H29L28 227H26V228H19L18 229V233H17V236L19 237V233L20 232H23V233H25V234H28V233H32ZM113 231V230H112ZM118 231V230H117ZM172 231V229H170V232ZM6 233V232H5ZM107 233V232H106ZM111 233V232H110ZM113 234V233H112ZM2 235H3V233H2ZM110 235V234H109ZM261 235V234H260ZM4 236V235H3ZM104 237V236H103ZM115 237H116V235H115ZM187 238H188V241H192V244L193 245H195L196 246V244H198V243H200V242H203L204 240H199V238H201V237H199L198 238V240H193L192 238H191V236H187ZM62 239V238H61ZM72 239V241H73V238H71ZM71 239H70V241H71ZM77 239V238H76ZM76 239L74 238V240L76 241ZM121 239H123V238H121ZM90 240V239H89ZM94 240H95V242H96V239L94 238ZM116 240H118V239H116ZM7 241V240H6ZM6 241L3 239V237H1L0 236V242H2V243H4V244H6V245H9L11 248L13 247V246H15V244H17V242H16V240H11L10 242H8L7 241V243H6ZM50 241L51 240H47V241H44V242H42L41 240H40V246H42L43 248H50L51 249V247L52 246H55L54 244H51L50 243ZM81 241V240H80ZM18 242L20 243V244H22V242H20L19 240H18ZM60 242H62V241H60ZM69 242V241H68ZM67 242V243H68ZM83 242V241H82ZM87 242V241H86ZM94 242V243H95ZM117 242V241H116ZM264 242V238H260L259 240H257L256 241V243H255V245H258V246H260V243H261V245H262V243ZM59 243V242H58ZM58 243H56V246H57V248L59 247L57 244ZM65 243L66 242H62L61 243V245L63 244L65 247H66V245H65ZM66 243V244H67ZM69 243H71V242H69ZM73 243H75V244H77L76 242H73ZM60 244V243H59ZM72 244V243H71ZM71 244H68V245H71ZM74 244V246H76ZM83 244V243H82ZM98 244V243H97ZM127 244V243H126ZM240 247H242V246H244V245H247V244H244V242L243 241H241L240 242ZM67 245V246H68ZM91 244H89V246H90ZM131 245V244H130ZM188 245V244H187ZM200 245H201V243H200ZM250 245V244H249ZM73 246V247H74ZM88 246V245H87ZM252 247H255L254 245H251ZM16 247V246H15ZM62 246H60V248H61ZM198 247H199V245H198ZM2 248H4V245H2V244H0V250L2 249ZM53 248V247H52ZM55 248V247H54ZM63 248V247H62ZM76 248V247H75ZM87 248V247H86ZM131 248V247H130ZM70 249V248H69ZM71 249H72V247H71ZM70 249V250H71ZM82 249V248H81ZM211 249H213V248H211ZM4 250V249H3ZM52 250V249H51ZM55 250V249H54ZM62 251L61 252H63V250L64 249H61ZM70 250H68V251H70ZM49 251V250H48ZM72 251H74V250H72ZM77 251V253H78V250H76ZM83 251V250H82ZM81 251V252H82ZM204 251V250H203ZM53 253H55L54 251H52ZM60 252V251H59ZM59 252H57V254L59 255ZM60 252V253H61ZM85 252V251H84ZM90 252V251H89ZM97 252V251H96ZM95 252V253H96ZM158 252V251H157ZM94 253V252H93ZM98 253V252H97ZM94 254L95 255V257L98 255V254ZM170 253V252H169ZM69 254V253H68ZM76 254V253H75ZM74 254V255H75ZM179 254H180V250H176V258H175V260L172 262V264H179L180 263V259L178 258V256H179ZM60 255H62V254H60ZM155 255H158V253H155ZM212 255V254H211ZM3 256V255H2ZM69 256H71V255H69ZM73 256V255H72ZM132 256V255H131ZM160 256V255H159ZM47 257V256H46ZM62 257V256H61ZM64 257V256H63ZM74 257V256H73ZM76 257H78V255H76ZM91 257V256H90ZM7 258V257H6ZM20 258V257H19ZM75 258V257H74ZM88 258V257H87ZM99 258V257H98ZM57 258L55 257V258H52V256L49 254V257H47V259L46 260H48L49 262L47 263V264H57V260H56ZM64 259V258H63ZM62 258H60V260H63ZM70 259H72V258H70ZM76 259H78L79 261L80 260H82V259H85L84 258V256L83 255H81V256H79L78 258H76ZM75 259V260H76ZM1 260V259H0ZM5 260V259H4ZM7 260V259H6ZM29 260V259H28ZM36 260H38V258L36 259ZM8 261V260H7ZM17 261V260H16ZM21 261V260H20ZM24 261H25V263H24ZM38 261H40L41 262V259L40 260H38ZM38 261H35L34 259H33V261L32 260H30V262L28 263L27 262V260L24 258L23 259V262L21 263V264H34V263H38ZM78 261V262H79ZM19 262V261H18ZM47 262V261H46ZM72 262V261H71ZM138 262V261H137ZM162 262H164V264H169L170 263V260H168V259H166V258H164V256H163V253H162V256L161 257H159V261H157V264H160V263H162ZM3 263H8V262H3ZM58 263L60 264V261H58ZM17 264V263H16ZM39 264H42V263H39ZM44 264V263H43ZM65 264V263H64ZM69 264V263H68ZM71 264V263H70ZM73 264V263H72ZM78 264V263H77ZM93 264V263H92ZM234 264V263H233Z\"/></svg>", "mask_w": 264, "mask_h": 264}]
</instances>
